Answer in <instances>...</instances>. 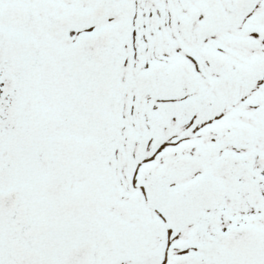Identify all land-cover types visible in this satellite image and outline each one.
I'll list each match as a JSON object with an SVG mask.
<instances>
[{"label":"snow or ice","instance_id":"snow-or-ice-1","mask_svg":"<svg viewBox=\"0 0 264 264\" xmlns=\"http://www.w3.org/2000/svg\"><path fill=\"white\" fill-rule=\"evenodd\" d=\"M0 264H264V0H0Z\"/></svg>","mask_w":264,"mask_h":264}]
</instances>
